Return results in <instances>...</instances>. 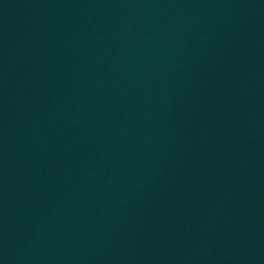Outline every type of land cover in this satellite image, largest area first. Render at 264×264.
I'll use <instances>...</instances> for the list:
<instances>
[{
  "label": "water",
  "instance_id": "obj_1",
  "mask_svg": "<svg viewBox=\"0 0 264 264\" xmlns=\"http://www.w3.org/2000/svg\"><path fill=\"white\" fill-rule=\"evenodd\" d=\"M0 264H264V0H0Z\"/></svg>",
  "mask_w": 264,
  "mask_h": 264
}]
</instances>
